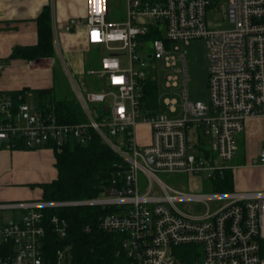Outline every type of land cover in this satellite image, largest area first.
<instances>
[{"label":"built area","instance_id":"2783aa9c","mask_svg":"<svg viewBox=\"0 0 264 264\" xmlns=\"http://www.w3.org/2000/svg\"><path fill=\"white\" fill-rule=\"evenodd\" d=\"M126 10L109 23V0H86V41L106 50L89 70L103 89L76 91L86 123H62L26 93L15 100L0 92V145L59 151L69 139L87 143L95 130L123 161L98 197L1 201L0 264H76L68 221L47 213L68 206L100 207L99 227L120 235L126 264H188L186 254L190 264H264V190L220 189L244 166L230 161L246 121L264 119V0H126ZM219 21L225 25L213 28ZM81 23L72 19L66 30ZM196 39L207 47L206 102L190 101L186 89L185 47ZM159 72L167 87L182 83L180 112L176 100L158 96V108L146 109V82L157 84ZM107 99L100 114L89 109ZM140 125L150 128L146 145L136 141ZM253 166H264V152ZM180 176H203L214 192L179 190L168 180Z\"/></svg>","mask_w":264,"mask_h":264},{"label":"trees","instance_id":"16d2710c","mask_svg":"<svg viewBox=\"0 0 264 264\" xmlns=\"http://www.w3.org/2000/svg\"><path fill=\"white\" fill-rule=\"evenodd\" d=\"M38 40L36 45L15 46L6 61L12 59L42 60L54 57L52 12L45 5L36 20ZM94 51V49L90 50ZM89 51V52H90ZM59 66H53L54 84L52 88L13 91L17 99L20 94H27L28 100L41 111L51 112L62 123H86L87 116L73 90L61 91L57 80L60 77ZM143 99L146 109L158 108V84L148 80ZM47 147H51L48 145ZM21 148V147H18ZM54 150L57 178L45 182L31 184L42 191V200L61 201L90 199L104 194L105 187L111 181L116 166L123 164L118 154L106 143L99 134L91 131V138L85 144L77 139H69L58 151ZM232 173L228 172L220 185L222 191L233 189ZM49 216L56 215L68 221L69 228L65 243L71 246L72 261L76 264H126L122 253L119 234L105 232L99 227V217L104 211L98 206L61 207L49 210ZM56 244V239H53ZM192 255L183 257L182 261L193 263Z\"/></svg>","mask_w":264,"mask_h":264},{"label":"crops","instance_id":"0c3cea01","mask_svg":"<svg viewBox=\"0 0 264 264\" xmlns=\"http://www.w3.org/2000/svg\"><path fill=\"white\" fill-rule=\"evenodd\" d=\"M45 5H49L52 12L54 57L42 58V60L12 59V61H6L13 47L37 44L36 20ZM86 12V0H0V92L12 94L13 91H21L26 88H52L54 84L53 66H59V61L65 58L64 55L79 54L83 67L85 63L84 54L92 48L86 41L87 27L83 24ZM72 19H79L82 23L68 32L65 26ZM81 71L83 70L81 69ZM73 86L76 91L82 87H79L74 81ZM245 125V131L238 136V150L241 151L239 158L242 160V165L248 166L249 169H263L264 166L251 168L249 165L254 158L260 157V153L264 152V119L252 118L247 120ZM142 128L148 136L147 143L143 142L145 144L139 142L138 139ZM149 134L150 128L145 125L138 126L137 143L148 144ZM7 153L9 154V152ZM12 153H19L21 158L34 156V158L43 159L47 164L50 163L55 167L54 151L50 148L29 151L15 150ZM2 166L3 164H0V169ZM7 176L0 170V202L14 201L13 198L19 196L2 189L4 183H12ZM51 176L50 179L41 183L56 179L58 177L56 168L55 173ZM252 181L253 179L246 181L242 178L241 190H264V188H258L259 185L256 181ZM39 191L42 197V191L40 189Z\"/></svg>","mask_w":264,"mask_h":264},{"label":"rangeland","instance_id":"374dc122","mask_svg":"<svg viewBox=\"0 0 264 264\" xmlns=\"http://www.w3.org/2000/svg\"><path fill=\"white\" fill-rule=\"evenodd\" d=\"M221 1L222 3H227L229 0ZM109 11L110 13L107 22L115 23L117 21H123L126 18L127 13L126 0H109ZM224 25L225 23L221 21H219V23H212V27L215 29H219ZM92 49H94V51L86 52V54H84L85 63L83 67L81 65L82 61L79 54L64 55L65 58L62 61H59L60 77L57 80V83L61 88V91L67 92L71 89L77 96L73 81L76 82L78 86L82 83L79 87L82 86L80 90L84 95H86L87 91H101L103 89L104 85H102V80L97 77L96 74H90L89 70L95 71L100 68V61L102 56L106 54V50L103 46L91 48V50ZM185 51L187 68L189 69V80L186 87L190 97L189 99L190 101L202 100L206 102L208 99L206 41L203 39L192 40L190 44L185 47ZM81 69L83 71H81ZM164 73L165 72H159V76L157 77L158 97L160 98V102L162 103L165 100L172 102L176 100L177 104L175 105V108L180 112L183 102L180 92L183 88L182 83H180L179 79L178 83H180V86H177V88L167 87V75H164ZM110 102L111 100L107 99L103 104L89 103L88 106L91 111L97 109L96 112L100 114L103 107L109 105ZM170 105L173 106L172 104ZM138 139L142 144H145L143 142L147 143L148 136L143 128ZM7 152H9V154ZM12 152L13 151H9L5 144L0 145V164H3L0 170L4 174H7V177L12 182L11 184L4 183L2 189L9 191V193H15L13 195H19L18 197L13 198L15 199V202L42 199L39 188L37 186H32L31 184L41 183L50 179L52 177L51 175L55 173V167L50 163L47 164L43 159L34 158V156L21 158V156L18 155L19 153ZM240 153L241 151L239 150L236 155L237 157L233 161H230L232 164L238 165V163H240V165H242V160L239 158ZM242 178L246 181H251L253 179L252 182L256 181L259 185L258 188H264V167L263 169H249L248 166H241L239 169H236L234 171V186L231 191H242V186L240 185ZM202 180H205L203 176L192 177L189 182L187 176H180L179 178L173 177L168 181L171 184H175L179 190L181 189L191 192L200 191L204 193L214 192L213 190H210V188L206 189L207 186H204L201 183Z\"/></svg>","mask_w":264,"mask_h":264}]
</instances>
